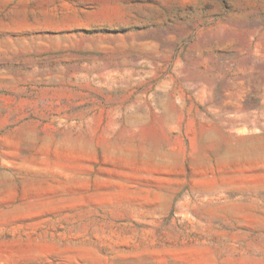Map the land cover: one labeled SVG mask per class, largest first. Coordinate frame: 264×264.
<instances>
[{"label":"rangeland","instance_id":"374dc122","mask_svg":"<svg viewBox=\"0 0 264 264\" xmlns=\"http://www.w3.org/2000/svg\"><path fill=\"white\" fill-rule=\"evenodd\" d=\"M0 264H264V0H0Z\"/></svg>","mask_w":264,"mask_h":264}]
</instances>
